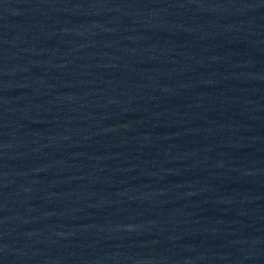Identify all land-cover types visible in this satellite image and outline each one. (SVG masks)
I'll return each instance as SVG.
<instances>
[{
	"label": "water",
	"instance_id": "water-1",
	"mask_svg": "<svg viewBox=\"0 0 264 264\" xmlns=\"http://www.w3.org/2000/svg\"><path fill=\"white\" fill-rule=\"evenodd\" d=\"M0 264H264V0H0Z\"/></svg>",
	"mask_w": 264,
	"mask_h": 264
}]
</instances>
